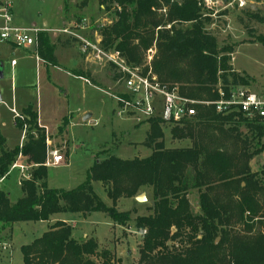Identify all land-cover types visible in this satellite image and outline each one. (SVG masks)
<instances>
[{"label":"trees","instance_id":"trees-1","mask_svg":"<svg viewBox=\"0 0 264 264\" xmlns=\"http://www.w3.org/2000/svg\"><path fill=\"white\" fill-rule=\"evenodd\" d=\"M87 0H82L85 5ZM116 18L98 30L105 50H118L132 67L144 63V53L156 42L153 68L159 80L193 98H216L215 85H249L251 76L231 64L235 48L220 46L206 29L211 17L201 0H99ZM167 6V16L159 14ZM251 18L264 24V17ZM172 24L171 29L166 26ZM182 24H187L183 26ZM161 27L160 29H158ZM158 29V30H157ZM252 43L264 44V35L249 31ZM43 42L39 51L43 56ZM52 48L48 45L47 50ZM50 60L55 57L50 54ZM89 75V74H88ZM90 76V75H89ZM91 80V79H90ZM17 119L27 125V141L12 149L0 134V179L22 153L38 164L32 178L21 182L22 196L12 202L0 189V235L17 223L50 220L57 213L84 217L103 212L114 224L131 220V211H119L118 201L151 188L153 206L137 216L134 226L144 232L139 264H264V169L254 171L251 161L264 151V120L242 113L223 115L214 106L202 107L196 119L173 126V138L189 139L190 146H165L162 119L151 118L143 144L149 156L123 159L109 155L98 159L78 186L52 188L44 165L46 141L37 113L28 110ZM68 125L64 121L60 131ZM100 181L111 205L96 193ZM197 191L199 211L191 208L189 194ZM24 264H121L114 252L101 248L94 237L77 239L73 227L56 221L32 242L21 246Z\"/></svg>","mask_w":264,"mask_h":264},{"label":"rangeland","instance_id":"rangeland-1","mask_svg":"<svg viewBox=\"0 0 264 264\" xmlns=\"http://www.w3.org/2000/svg\"><path fill=\"white\" fill-rule=\"evenodd\" d=\"M204 2H206V6L204 4L203 6L210 10V12L205 11L204 15L211 17L210 22L206 23V29L215 34L220 46H234L235 52L232 54L231 63L236 69L251 76L250 85L253 86V89L264 91V44L251 43L253 36L249 34V31L252 30L255 36L264 35V24L249 16L250 13L258 11L260 16L264 17V0H247L243 7H240L234 0H204ZM91 3L92 9L95 10L96 6L93 5L95 2ZM64 5L65 0H13L15 22L25 26H31L35 22L39 29H43L44 22H47L48 28H54L64 18ZM158 13L167 16V6L162 5ZM82 18L78 17V22L83 20ZM90 18L91 20L86 21L85 36L90 34V37L86 39L96 44L97 37L93 31L112 23L116 14L113 9L106 10L99 5L98 10H95L94 15ZM172 24H168L166 28L171 29ZM182 25L186 26L187 24ZM79 26L77 28L80 29ZM53 39L49 42L51 43L50 47L58 50L61 59L78 61L76 67L77 70H81L79 75L82 73L88 77L86 72H91L93 78L88 77L91 79V84L70 74L67 76L65 85L61 87L57 85V82L51 83L48 80L44 64H38L37 55L34 53L16 48L14 55L9 53L5 55L3 59L5 79L0 80V92L3 98L0 101V134L5 137L6 146L8 148L18 146L22 136V130L15 125L14 114L9 110L15 99V106L19 112L28 106H32L36 111L39 110L43 122L51 130L63 124L64 116L70 118L68 133L65 131L61 134L57 128L49 135L52 145L58 148L67 144L66 138L70 140V155L66 161L60 166L48 167V184L52 188L71 189L84 182L97 157L105 159L109 155H115L123 159H133L149 156L152 150L143 144L150 128L148 120L140 118L139 121L134 116L119 115L116 101L111 96L113 94H128L123 81L119 80L121 71L119 66L107 59H95L92 50L85 53L80 46L82 56L73 51L76 50L73 48L74 45L67 47L63 45L62 41L54 42ZM89 53H92V56ZM156 53L157 45L154 42L144 53V63L140 66L141 72L149 70L148 62L152 57L151 67L155 73L152 62ZM12 57H15L18 62L16 68L10 64ZM86 114L92 116L85 120ZM173 126V124H164L165 146L170 148L190 146L189 139L173 138L171 133ZM27 129L28 127H26V131ZM24 134L23 143L27 141V132ZM61 138L63 139L60 140ZM263 141L259 142L256 139L254 147H259ZM66 151H68L67 145L61 149V152ZM22 159L27 161V157L22 156ZM257 160L260 164H264V151L253 163L255 169H260ZM34 168L35 166L27 170L30 175ZM19 176V170H14L7 178L0 181V189L10 194L12 202L22 196ZM93 187L106 204H112L102 182L93 181ZM141 193H146V201L139 202L135 197L122 198L118 201L117 209L119 211L132 212L131 220L127 223L109 224L113 221L108 214L93 212L88 223L73 224L74 236L77 239L83 238L84 230H91L90 236L96 235L102 247H108L115 252L117 258H122L121 264H139L140 245L144 232L136 230L134 219L137 216L149 214L154 203L151 188H142L137 195ZM189 198L192 210L199 211L195 189L190 192ZM67 216L76 217V214ZM45 231L43 224L25 222L22 226L16 227L12 233L6 231L1 234L0 243L7 244V247L12 250L14 248V253L11 261L6 255L8 251L5 250L4 257H0V264H24L21 246L32 242L34 238L41 236ZM10 254L12 255V253Z\"/></svg>","mask_w":264,"mask_h":264},{"label":"built area","instance_id":"built-area-1","mask_svg":"<svg viewBox=\"0 0 264 264\" xmlns=\"http://www.w3.org/2000/svg\"><path fill=\"white\" fill-rule=\"evenodd\" d=\"M207 1V0H206ZM240 7L246 5L247 0H234ZM206 2H201L205 5ZM206 6V5H205ZM66 32L71 33L69 30ZM40 29L37 27H22L14 23L13 0H0V43L12 44L19 48H31L37 42V35ZM81 41V49L87 53L93 51L94 58L107 59L120 68L119 80L123 81L128 94L111 95L117 104L119 115L136 117L137 120L145 118L162 119L164 124L182 126L197 118L202 107L214 106L217 113L228 115L231 113H242L250 118H260L264 120V93H258L245 85H234L224 83L221 79L215 85L216 98H193L181 94L178 86L170 88L163 84L151 67L152 57L149 58V70L141 72V67L128 65L126 59L118 50H105L101 46V40L96 44L88 39L76 35ZM150 51H153L150 49ZM92 56V53H89ZM15 64V61H13ZM86 82L89 79L83 78ZM15 112V111H14ZM16 115L21 119L17 112ZM27 125L24 126V133ZM46 160L47 167L60 166L66 161V152H61L62 148L52 145L51 138L46 139ZM23 154L20 153L16 161L12 164V169L19 170V182L31 179L32 175L28 169L38 164L23 161ZM145 233V231H144ZM8 246L4 244V248Z\"/></svg>","mask_w":264,"mask_h":264},{"label":"crops","instance_id":"crops-1","mask_svg":"<svg viewBox=\"0 0 264 264\" xmlns=\"http://www.w3.org/2000/svg\"><path fill=\"white\" fill-rule=\"evenodd\" d=\"M91 2H95L96 3V4L95 3L93 4L94 6H96L95 10H98V6L99 5H100L101 8H105L104 5L100 4L99 0H87L85 5H82V0H65L64 18L59 23V25L50 29V28L47 27L48 23L44 22V28L40 29V32H38L36 44L33 47H31V48H21V49H24V50H26V51H28L30 53H34L35 55H37L36 56V60H37L38 64H44V67L46 68V71H47L48 80L51 83H56L57 82V85H60L61 87H63L65 85V83L67 82V76L71 74V75L77 76L83 82H85L87 84H91V80H90V78H88V77L93 78L92 75H91V72H88V71L86 72V76H88V77H85L84 74L82 75V73L79 75L81 70H77V67H76V66H78V61L77 60L69 59V61H67V60H65V58L61 59V57H59V55H61V54L58 53V50L53 49V48L50 50L51 52H48V50H47L48 45L49 46L51 45V43H49L50 40H52L54 38L53 39V40H55L54 42H57V40H60V41H62L64 46L71 47V46L74 45L73 48L76 49V50H73V51L74 52L76 51L78 54L83 56V54H82V52L80 50L81 41L76 35H78L80 37H83V38L90 37L89 36L90 34L85 36V28H86L85 25H86V21L87 20H91L90 17H92L94 15V11L95 10L92 9L93 6H91L92 5ZM71 5H72V7H71ZM78 13H79V15H78ZM13 17H14V23L16 24L15 16H14V7H13ZM78 17H83L82 18L83 20H80L78 22V20H77ZM81 22H83V23H81ZM16 25L22 26V27H37V24L35 22L31 26H25V25H19V24H16ZM78 25H80L79 26L80 29L77 28ZM66 29L71 31V33L66 32L65 31ZM93 33H94V35H96L97 40L99 39V40L102 41V36L100 35L99 30L95 29L93 31ZM40 39H42V42H43L42 49H43V53H44L45 56H43L41 54V52L39 51ZM16 48H19V47H16V46H14L12 44H8V43H0V68H1L2 73H3V77L0 78V80H4L5 79V64H4V60L3 59H4L5 55H7L8 53L14 55V51H15ZM51 53L55 57V61L50 60L49 57H50ZM13 61H15V64H13ZM10 64H11L12 67L16 68V65L18 64V62L16 61L15 57L11 58ZM232 66H233V69L236 72H238L240 74H244L239 69H236L233 64H232ZM75 70H77V71H75ZM83 78L89 79L90 82L89 83L86 82ZM241 85H243V84H241ZM245 86H248L249 88H251L252 90H254V91L258 92V93H264V91H262L260 89H257V90L253 89V86H251L250 84L249 85H245ZM2 100H3V98H2ZM9 110L12 112V114H14L15 125H16V120L17 119H21L20 117H18L16 115V112L20 116H23V117H25L23 114L27 113L28 110H31L33 113H37L38 125L40 127L44 128L46 137H47V135L48 136L51 135L50 133L52 131L54 132V130H56L57 128H58V131H60V127L63 125V124H60L57 128L51 130V128H48L47 124H45L43 122L42 115L40 114L39 110L36 111V110L33 109L32 106H28L27 108H24L22 111L19 112L17 110L16 106H15V99L13 100V105L9 108ZM65 120L68 121V125H70L69 116H64L62 118V122H64ZM68 125L63 129V131H60L61 134H63L65 131H67V133H68V129H67ZM21 130H22V136H21V141H20L19 145L23 144V140L25 138L24 127ZM67 133H66V135H67ZM46 137H45V139H46ZM62 139L63 138H61L60 140H62ZM65 141L67 142L66 145L68 147V151H66L67 152L66 153V158H67L70 155V140L68 138H66ZM10 149H12V148H10ZM18 156H17V158H18ZM23 156L27 157V161H28V156H26L24 154H23ZM258 156L254 157V159L251 161V166H252V169L254 171H260L261 169H264V166H263L264 164H260V162L258 160L257 161L259 162V164H257V165L260 166V169H255V167L253 165L254 161H256V159H258ZM16 159H15V161H16ZM45 160H46V157H45ZM32 164H34V163H32ZM14 170H17V169H12V170L10 169L9 173L5 177L1 178L0 181H3L5 178H7L9 176V174L12 171H14ZM19 179H20V176H19ZM19 184H20V182H19ZM9 196H10V194H9ZM69 214H76V217L67 216ZM91 216H92V214H88L87 217H84L80 213H57V214L52 215L50 220H47V221H43L42 220V221H38L37 223L38 224H43L45 226V229L47 230L49 228V226L52 225L53 223H55L56 221H64V222H67L68 224L72 225L73 233H74L73 224H75V223H82V224L88 223L89 220H90L89 218ZM23 223H25V222H22L19 225L16 224L13 228H10V229L8 228L4 232L11 231V233H12L13 230L16 227L22 226ZM109 224H114V223L110 222ZM90 231L89 230H84V234H83L84 237L83 238L94 237L99 243V239L96 237V235L95 236H93V235L90 236ZM74 237L76 238V236H74ZM83 238H79V239H83ZM2 244L3 243L1 242L0 243V257L1 258L4 257L3 253L6 250V251H8V252H6L7 253L6 254L7 258L12 261L13 260L14 248H13V250L10 249V247L8 248L7 246H6V248H4V245H2ZM99 245H100V243H99ZM100 247L109 249L108 247H105V246L102 247L101 245H100ZM10 250H11V252H10ZM10 253H12V255Z\"/></svg>","mask_w":264,"mask_h":264},{"label":"water","instance_id":"water-1","mask_svg":"<svg viewBox=\"0 0 264 264\" xmlns=\"http://www.w3.org/2000/svg\"><path fill=\"white\" fill-rule=\"evenodd\" d=\"M2 77H3V73H2V70L0 68V78H2ZM0 101H2L1 93H0ZM90 116H91V114H87V115H85L84 119H88ZM135 199L139 202L146 201L147 200L146 193H141V194L135 196ZM19 224L20 223H17V225H19Z\"/></svg>","mask_w":264,"mask_h":264}]
</instances>
